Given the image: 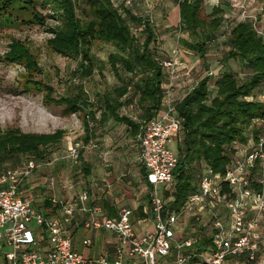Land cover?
<instances>
[{"label": "trees", "instance_id": "trees-1", "mask_svg": "<svg viewBox=\"0 0 264 264\" xmlns=\"http://www.w3.org/2000/svg\"><path fill=\"white\" fill-rule=\"evenodd\" d=\"M170 1L177 8V31L187 36V39H178L179 57L197 56L199 68L205 70V74L192 81L190 89L173 104L180 120V131L175 145L173 185L170 190L163 191L162 199L167 211H175L188 195L196 192L202 167H209L213 174H222L238 150L264 136V100H259L260 96L264 97L261 95L264 44L248 20L228 24L224 17L223 22L222 3L211 6L204 14L202 0ZM261 2L264 6V0ZM135 11L142 12L138 8ZM47 18L53 20V25L46 28L51 35L46 41L47 50L75 61L72 77L80 81L90 80L94 70L100 72L102 69V64L91 52L93 43L112 49L105 64L115 85L110 91L96 94L95 101L89 100L81 84L73 86L69 93L55 97L51 86L32 79L42 70L25 43H13L12 40L9 43L12 46L0 56L1 63L24 66L22 91L41 95L43 106L57 112L61 118L77 114L82 136L73 176L84 178L89 171L86 163L89 158L83 159L82 154L86 146L88 150L95 148L92 142L96 140L97 130H105L106 124L115 123L122 125L126 135L133 140L144 123L161 113L168 72L160 62L169 56L163 58L157 52L151 19L138 16L127 7L119 11L110 0H0V23L43 27ZM135 27H140L137 33L132 32ZM218 45L221 46L220 57L214 66L215 73H211L205 63L206 52ZM229 61L236 66V75L228 70ZM189 73L190 78L192 69ZM126 111L134 116H129ZM63 136L62 129L42 134L23 133L15 127L0 129V170L18 166L26 160L39 165L46 162ZM262 151L264 153V141ZM251 171L254 173L255 169ZM140 173L148 199L150 186L144 169H140ZM42 177L40 172L34 179L30 176L22 180L18 194L23 200H32L29 196L34 190L41 193L45 184ZM222 190L226 191V188ZM44 195L39 209L33 203L32 206L42 210L43 215H50L58 204L53 202L51 192ZM114 215L111 213L106 217ZM184 231L195 239L192 248L197 253L209 246V239L201 233V225L191 222L184 226Z\"/></svg>", "mask_w": 264, "mask_h": 264}, {"label": "built area", "instance_id": "built-area-1", "mask_svg": "<svg viewBox=\"0 0 264 264\" xmlns=\"http://www.w3.org/2000/svg\"><path fill=\"white\" fill-rule=\"evenodd\" d=\"M211 1L214 5L224 2L236 9L237 20H248L264 44V27L259 28L255 16L249 14L243 3ZM258 11L264 12V6ZM139 30L140 27H135L132 32ZM160 65L168 72L163 110L144 123L135 137L138 162L150 186L149 225L141 226L136 232L131 221L132 210L127 207L119 208L112 217L102 216L99 206L88 204L87 192L82 189L67 201L55 202L59 205V215H43L29 199L23 200L18 194L22 180L30 177L37 167L34 161L26 160L0 170L3 264H124V260L129 264H226L232 259H241L245 264H264V136L238 150L222 174H213L209 167H202L196 192L188 195L177 210L164 208L165 201L157 187L162 186L163 191L172 188L176 156L168 144L180 131V120L169 99L176 72L188 78L190 69L180 63L178 47ZM78 150L76 146L69 147L68 157L76 160ZM79 215L83 216L84 229H103L115 234L117 245L111 257L102 253L86 259L72 250L70 237L61 226ZM186 217H191L192 224L201 225V233L209 239V246L203 252L197 253L192 248L195 239L188 233L182 234L186 231L179 222ZM140 221L145 223L146 219ZM43 241L45 245L41 246ZM83 244L88 246L89 242L85 240Z\"/></svg>", "mask_w": 264, "mask_h": 264}, {"label": "rangeland", "instance_id": "rangeland-1", "mask_svg": "<svg viewBox=\"0 0 264 264\" xmlns=\"http://www.w3.org/2000/svg\"><path fill=\"white\" fill-rule=\"evenodd\" d=\"M112 6L117 10H121L120 0H110ZM124 1V0H123ZM154 1V0H153ZM169 2V0H165ZM149 2V0L147 1ZM152 2V0L150 1ZM234 4L243 3L246 9L249 11V14L255 16L259 28L264 27V12H259L258 8L263 7L261 0H233ZM160 4H163V0H159ZM213 1L211 0H202V6L204 8L203 13H208ZM214 4V3H213ZM220 4V3H219ZM224 9L223 22H225L224 17L228 19L227 23H235L237 20V10L232 9L226 3L221 4ZM41 14L45 12L38 10ZM167 18V20H165ZM164 18L165 23L153 21L152 25L154 26L156 41L154 42L157 52L160 53L163 58L168 57L170 51L174 47H180L178 39H187L185 34H181L177 31V12L176 7L173 3H170V8L168 9L167 16ZM45 26H37L35 24H3L0 23V56L12 46L9 44L12 40L13 43L20 42L25 43L29 48L30 52L36 57L37 65L40 66L42 73L40 75H33L34 80H39L45 82L51 86L53 94L55 97L59 95H65L73 89V86L81 84L82 89L86 96L91 101H95L96 94H102L103 92L110 91L111 87L115 85V80L108 71L106 62L107 54L112 51L109 46H105L94 42L91 48V52L102 64V69L100 72L94 70L90 80H78L77 78L72 77V72L75 69L76 63L73 60L62 58L52 54L47 50L46 41L51 37V35L46 31L47 27L53 25L52 19H45ZM167 22V23H166ZM227 25V24H226ZM223 26V24H222ZM226 27V26H224ZM222 28L218 29L221 30ZM218 31V35H219ZM221 39H219V42ZM221 46L212 47L211 50L206 52L205 63L208 65L207 70L211 73H215L214 66L220 57ZM180 56V55H179ZM185 56V54H184ZM185 56V59L188 60L185 65L191 67L194 63V68L196 66L195 61L197 56ZM199 60V59H198ZM181 64L183 62V56L179 57ZM200 65V60L198 61ZM192 68V75L189 79L193 78L195 74ZM228 70H231L236 75V66L232 61L228 62ZM205 70L199 68L195 74L197 79L199 76H203ZM190 76V74H189ZM25 78L24 66H18L16 64H4L0 62V129H5L9 127L18 128L23 133H33V134H42V133H51L56 129L64 130V136L61 143L51 150L50 158L44 162L40 163L39 170L37 172H42L44 175L45 184L41 193L37 190L32 191V202L34 207L39 209L41 205V199L43 198L44 193L46 195L53 192V196L56 197V188L57 184L61 183L64 186L69 185L73 193H76L81 189L82 178L73 176L76 170L74 166H77V161L72 160L67 155V149L70 147L76 146L81 148L80 138L82 136L81 122L77 114H74L70 117L61 118L57 115V112L51 111L42 104L41 95L35 94L32 91L24 92L20 88L21 85H24L23 79ZM264 96V87L262 94ZM259 100H264V97H259ZM129 116H134V114L126 111ZM95 116H99V111H95ZM114 127L110 126L107 130L104 128L102 130H97L96 140L92 143L95 144V148H89L86 146L83 151V159L87 158H100L103 155H107L110 151H121L126 153L128 150V144L122 146L119 149L109 150L110 147H114L118 143H126L127 140L124 136V133L118 129L112 130ZM178 136V135H177ZM177 136L171 138L168 146L175 152V145L178 140ZM111 143V144H110ZM132 144V143H131ZM93 149V150H92ZM63 162V164H59ZM56 163L58 165L56 166ZM8 167V165H5ZM68 175L72 177L67 178ZM34 177V176H33ZM31 179H33L31 177ZM67 180H70L69 182ZM48 189V190H47ZM49 190H51L49 192ZM157 192L160 196H163V187L158 186ZM42 197V198H41ZM186 220L183 219L179 222V226L186 225ZM191 229V228H190ZM189 232H183V236ZM46 237V236H45ZM237 259L229 260L226 264H237Z\"/></svg>", "mask_w": 264, "mask_h": 264}, {"label": "crops", "instance_id": "crops-1", "mask_svg": "<svg viewBox=\"0 0 264 264\" xmlns=\"http://www.w3.org/2000/svg\"><path fill=\"white\" fill-rule=\"evenodd\" d=\"M121 1V9L127 7L138 16H142L146 19H151V21H158L161 23H165V20H167L165 17L167 16L168 9L170 8V3H172L170 0V3L163 0V4H160L159 0H152V2H150L151 0H149V2H147L148 0H120L119 3ZM213 5L214 4L212 3L211 6ZM174 6L176 7L175 4ZM135 8L142 10V12H136ZM187 61L188 60L183 57L184 64H186ZM195 61H197L195 68L194 63L191 65V67L193 66V71L196 74L201 64L198 65V59ZM191 67L188 66L189 69H192ZM195 74L193 75V78L189 79V77H182V74L179 71L176 72V76L173 81L175 87L169 99L172 104H174L177 100L179 101L181 96L190 89L192 81H195L196 79L194 77ZM110 126L114 127L112 130L118 129L123 133L125 132L122 125L115 123L106 124L105 129L107 130ZM124 136L127 139L125 141L126 143H118L113 148L109 145L108 149L116 150L117 145L119 149H121L123 145L129 143L126 153L116 150L114 153L110 154L111 152L109 151L106 156L103 155L98 159L89 158L86 160L89 171L87 176L82 178L83 180L81 183V189L87 192L88 204L99 206L101 208L102 216L104 217L111 213L115 214V212L121 207H127L131 209V221L135 231L139 232L140 227L149 225L151 220L149 206L145 196L147 189L145 181L140 173V169L143 170V168L138 162L139 148L135 142V138L133 140L129 139V137L126 135V132L124 133ZM36 165V169L30 175L33 179L37 177L39 173L37 171L39 170L40 165ZM72 175H68L67 178L72 177ZM43 180L44 177H42L41 181ZM67 181L69 182L70 180ZM70 190L71 187L69 185L64 186L61 183H58L56 188V197L53 196V192L50 190L53 202L67 201L79 191L78 190L76 193H73ZM29 198L32 199L33 196L31 195ZM30 201L33 203L32 200ZM39 211L42 212V210ZM55 214L59 215V205L55 212L50 215ZM82 219L83 216L79 215L76 216L70 223L61 226L63 231L70 237L72 250L78 252L86 259H94L102 253H107L111 257L113 249L117 245V238L115 234L103 229L86 230L81 226ZM141 219H146L145 223H142L140 221ZM183 219L187 221L186 225L191 224V217H186ZM183 226H185V224H183ZM85 240L89 242L88 246L83 244ZM40 245L44 246L45 241H43ZM237 262V264H245V262L241 259L237 260ZM0 264H3L1 259ZM124 264H129V262L124 260Z\"/></svg>", "mask_w": 264, "mask_h": 264}]
</instances>
